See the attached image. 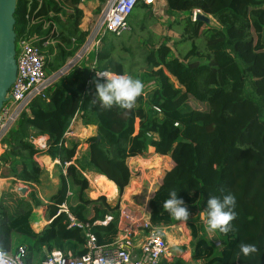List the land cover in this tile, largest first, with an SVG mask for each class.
<instances>
[{
    "label": "trees",
    "instance_id": "16d2710c",
    "mask_svg": "<svg viewBox=\"0 0 264 264\" xmlns=\"http://www.w3.org/2000/svg\"><path fill=\"white\" fill-rule=\"evenodd\" d=\"M164 2L168 16H186L182 36L190 47L183 55L175 56L166 42L146 47L142 66L130 74L111 56L113 44H105L100 51L89 52L92 68L85 56L64 72L46 92V99L32 102L2 139L1 176L30 190L25 197L13 191L1 194L3 253L14 254L24 246L25 264H40L53 250L84 256L83 233L68 229L66 215L58 214L70 186L76 193L69 210L79 221L93 224L113 217L106 226L93 228L98 245L112 243L118 207H111L102 195L113 194V188L91 200L82 173L104 178L121 196L132 179L128 159L151 149L173 164L148 199L152 225L183 222L163 208L169 193L176 191L189 212L186 226L193 262L264 264V0ZM82 4L84 0H16L15 41L37 39L48 76L57 74L85 44L88 32L81 29ZM139 5L151 14L150 8ZM66 8L71 10L68 15ZM194 11L210 17L216 26L192 21ZM198 36L204 40L202 49L194 41ZM95 71L139 79L144 87L134 107H102L94 95L95 83L104 80L97 79ZM151 83L155 87L144 95ZM74 120L96 132L79 157L76 144L69 142L68 147L64 137ZM39 138H45L42 149L35 146ZM35 156L58 160L65 170V174L59 170L57 190L45 205L47 224L38 233L32 226L37 221L35 210L43 203L34 188L41 185L45 170ZM229 193L236 200V216L228 233H212L221 244L216 248L199 212L209 197ZM241 244H255L258 252L245 257ZM164 264L186 263L175 258Z\"/></svg>",
    "mask_w": 264,
    "mask_h": 264
},
{
    "label": "built area",
    "instance_id": "2783aa9c",
    "mask_svg": "<svg viewBox=\"0 0 264 264\" xmlns=\"http://www.w3.org/2000/svg\"><path fill=\"white\" fill-rule=\"evenodd\" d=\"M160 0H105L103 7L98 15L95 25V32L86 40L79 53L97 48L100 39L107 33L119 37L130 31L128 19L133 9L143 4L151 11L156 9ZM162 7V6H160ZM199 11L192 13V21ZM37 39L19 38L15 41V61L16 78L7 94L8 101L0 111V154L5 147L1 141L14 126L17 119L36 99H46V92L52 86L62 73L48 76L45 71V56L36 45ZM88 54V53H87ZM86 54V55H87ZM78 57V60L81 58ZM85 55V56H86ZM96 76V75H95ZM97 79L103 80L102 78ZM157 112V109L154 108ZM75 122V120L72 122ZM71 125V126H72ZM66 135H70L66 133ZM42 149L44 144L35 145ZM59 166L60 163L57 162ZM128 165V163H127ZM129 169V167H128ZM131 177H135L138 171L129 169ZM63 174L65 172L63 171ZM83 178L90 184V179L94 176L82 173ZM89 176V178H88ZM92 177V178H91ZM161 178V177H160ZM159 178V180H160ZM159 180L154 182L155 189L159 185ZM153 184L149 185V191L152 192ZM155 191V190H154ZM153 193V192H152ZM71 192H67V199ZM106 196V195H105ZM108 200V197H106ZM109 203V201H108ZM126 201L115 204L109 203L111 207H118L117 235L109 245H98L97 239L93 233V228L106 226L113 221V217H105L103 221H97L93 224L79 221L69 210L66 202L59 207L58 214L66 215L68 229L80 230L86 241V253L80 258H75L71 253H63L59 250H53L46 254L45 259L40 264H164L171 263L169 259V247L162 231L166 229L163 226H154L150 221L149 210L144 207L136 206L132 208L125 206ZM212 235V234H211ZM207 236L212 244L219 248L220 242L212 235ZM27 251L24 246L19 247L14 254H5L0 251V264H25ZM238 264V263H236Z\"/></svg>",
    "mask_w": 264,
    "mask_h": 264
},
{
    "label": "rangeland",
    "instance_id": "374dc122",
    "mask_svg": "<svg viewBox=\"0 0 264 264\" xmlns=\"http://www.w3.org/2000/svg\"><path fill=\"white\" fill-rule=\"evenodd\" d=\"M92 2V1H89ZM96 3V2H95ZM83 6V10H87L86 17H85V12L83 11V17L81 20V29H84L85 31L88 32V36L86 40L91 37V34L95 32V25L97 22L98 15L100 14V10L103 7L102 4L97 2L96 6L93 5L92 3L86 4ZM162 6V7H160ZM89 7V9H88ZM99 9V10H98ZM65 11L67 12V15L71 13V10L66 8ZM88 12L91 13V16H88ZM201 14V13H198ZM88 17V18H87ZM208 17V16H207ZM86 18V20H85ZM186 16L184 14H177L173 17L168 16L166 14V5L164 0H160L159 4H157L156 9L151 11V14H148L146 10H143L140 5H137L128 19V24L130 26V31L122 34L119 37H115L114 35L107 33L105 36H103L100 39L99 45L97 48H92L93 50L90 49L87 53L85 52L83 55H81V58L77 61V63L85 57L86 62L88 55L90 54L89 52H98L100 51L101 47L104 46L105 44L107 45L108 43L113 44V48L110 50L111 56L115 58L117 61H121L122 65L124 66V69L129 72L130 74H136L139 70V68L142 66L143 62V50L146 49V47L150 48L153 46H157L162 42H166L167 45L172 49L173 53L175 56L180 57L183 55L190 47V41H186L185 37H183V29H184V22H185ZM209 19V25L212 27H215V23L212 21L210 17ZM85 20V21H84ZM204 27H202L203 29ZM195 44L202 49L204 46V40L200 36H198L197 39L194 40ZM86 42V41H85ZM83 47V46H82ZM81 47V49H82ZM80 49V50H81ZM80 50L75 54L74 57H77L78 53ZM73 60V58L68 59L66 63L70 62ZM76 60V58H75ZM74 64V62H73ZM87 65L92 68L91 62H87ZM74 66V65H73ZM155 86L151 83L148 84L145 87V90L143 94H147L149 91H151ZM78 122V123H77ZM139 127V122H135V130L137 131ZM96 132L94 127H84L81 122L75 121L73 127H72V135H65V139L67 141V146L69 147V142L76 144L77 146V154L76 156L79 157L85 151L88 147V139L95 137ZM35 145L39 146V144L35 143ZM41 145V144H40ZM141 158L146 159L148 155H140ZM40 161V159H39ZM167 168H170L171 162L166 161ZM149 165L146 164V166H142V169L148 167ZM160 167V166H159ZM163 171V170H162ZM165 170L163 171L162 175L164 174ZM50 173V174H49ZM58 173L59 171L53 170L49 172L44 173L41 181V185L35 187V191L37 193V198L40 199V201L43 203V206L38 208L37 214L35 219L38 220H44L45 219V210H46V203L47 200L56 192L57 187H58ZM92 176L95 177V179H90L91 182L89 184V190L87 191V197L89 199H95L99 196L102 195V192L100 191V186L102 188H106L107 186H110L115 189L113 185L110 183L106 182V180L102 177L95 176L91 174ZM151 176L153 178L151 179ZM162 177V176H161ZM89 178V176H88ZM92 178V177H91ZM160 178V171L155 172L154 175L147 173L145 177L144 187L145 189L147 186L153 184V190L155 189V184L154 182L156 180H159ZM2 178L0 177V193L2 191H14L17 193L19 196H25L21 192L26 189V193H28L27 186L22 185L21 183H15V182H3L1 180ZM148 179V180H147ZM151 179V180H150ZM101 184V185H100ZM142 184V183H141ZM68 189L69 192H71V196L67 199V205L68 207L74 206L75 204V193L76 189L73 187H69ZM99 191V192H98ZM98 192V194H97ZM151 192V193H152ZM97 195V196H96ZM106 195V196H105ZM104 196L105 198L108 197V201L111 204H114L115 201L117 200L120 202L118 199V196L116 192L114 191L113 194L107 193ZM107 199V198H106ZM115 199V200H114ZM129 201L132 202L134 206H141L143 207L144 202H145V190L140 196H132L131 198L129 197ZM129 204V203H128ZM128 204H125L127 207ZM44 218V219H43ZM36 221V222H37ZM39 222V221H38ZM45 223V220H44ZM168 237H169V252L170 253H177L180 252L184 254L186 251L189 249V243L187 242L186 239V234L189 236L188 230L185 228L182 230L181 233L177 232L175 228H169L168 230ZM207 233H209L207 231ZM212 234V233H211ZM213 235V234H212ZM190 240V237H189ZM181 249V250H180ZM190 250V249H189ZM188 264H197V263H191L188 262Z\"/></svg>",
    "mask_w": 264,
    "mask_h": 264
},
{
    "label": "clouds",
    "instance_id": "9594fccd",
    "mask_svg": "<svg viewBox=\"0 0 264 264\" xmlns=\"http://www.w3.org/2000/svg\"><path fill=\"white\" fill-rule=\"evenodd\" d=\"M95 75L104 80L103 83H95L94 95L104 108L118 105L123 109H132L137 98L142 94L144 85L139 79L110 72L95 71ZM177 194L176 191H171L169 198L163 202V208L175 219L186 223L189 219V212ZM235 204V197L231 193L223 195L222 198L212 196L207 199L206 207L199 212V216L209 233L217 231L228 233L231 230V222L236 216ZM257 252L258 249L255 244L240 245V253L245 257Z\"/></svg>",
    "mask_w": 264,
    "mask_h": 264
},
{
    "label": "crops",
    "instance_id": "0c3cea01",
    "mask_svg": "<svg viewBox=\"0 0 264 264\" xmlns=\"http://www.w3.org/2000/svg\"><path fill=\"white\" fill-rule=\"evenodd\" d=\"M89 1H92V2H89ZM96 2V3H95ZM97 2H98V0H84V3H86V4H88L89 5V3H92L93 5H95L96 6V4H97ZM85 4H82L81 5V8H83V6H84ZM88 9H89V7H88ZM85 13V17H86V13H87V10L85 11V10H83ZM89 14H88V16H91V13L90 12H88ZM88 18V17H87ZM85 20H86V18H85ZM84 20V21H85ZM84 30V29H83ZM80 55V54H79ZM79 57V56H78ZM77 60V59H76ZM76 60H74L73 62H74V65L77 63V61ZM171 81H173L172 80V78H171ZM77 121V120H76ZM75 123V122H74ZM74 123H73V125H74ZM78 123V122H77ZM73 125L69 128V131H68V134H70L69 136H71L72 135V127H73ZM35 143H37V144H44L45 143V138H39ZM146 155H148L147 156V158L146 159H144V158H141V156H134V157H130L129 159H128V161H127V163H128V167H129V169H131V170H134V171H138L139 173L138 174H136V176L135 177H133L132 179H131V181H130V184H129V186H128V188H126L125 189V191H124V193L121 195V196H119L118 194H117V192H116V190L113 188V191H115L116 192V194H117V196H118V199L120 200V202L121 201H126V203L128 204L129 203V206L130 207H132V208H135L136 206H134L133 204H132V202H130L129 201V197L131 198L132 196H140V194H142L143 192H144V190H145V202H144V207H146L147 209H148V206H147V203H148V199H149V197H150V195L152 194L150 191H149V186H147V188L145 189V187H144V183H143V181H145V177H146V175H147V173H150V174H152V175H154V173L155 172H158L159 173V171H160V177L162 176V173H163V171L165 170V171H167V170H169L171 167H172V162H171V160L168 158V157H166V156H158V155H155V154H153V151L151 150V149H149L148 150V152H147V154ZM35 161L39 164V166L41 167V168H43L44 170H45V172H47V170L49 171V172H51V171H53V170H60V165L58 166L57 165V162H59L58 160H53V161H51L48 157H44V156H35ZM39 159H40V161H39ZM170 161L171 162V165H170V168L168 169L167 168V165H166V161ZM146 164L147 165H149L148 167H146V168H144V169H142V166L144 165V166H146ZM160 166V167H159ZM62 169V171H64L65 172V170L63 169V168H61ZM163 170V171H162ZM1 172H2V170H0V177L2 178L1 180L3 181V182H15L14 181V179L13 178H5V177H2L1 176ZM50 174V173H49ZM59 174V173H58ZM153 178V176H151V179ZM150 179V180H151ZM148 180V179H147ZM15 183H19V182H15ZM142 183V184H141ZM101 185V184H100ZM105 188H102V186H100V191L101 192H103V191H108V192H110L111 191V187L110 186H107L106 187V189L104 190ZM27 190H28V193H29V189L27 188ZM8 191V190H7ZM12 191V190H11ZM3 192H6V191H2L1 193H0V197H1V194L3 193ZM14 192V191H13ZM28 193H24L23 195H27ZM25 195V196H26ZM25 196H23V197H25ZM49 200V199H48ZM47 200V201H48ZM115 200V199H114ZM117 201V200H116ZM116 201H115V203H116ZM119 202V203H120ZM114 203V204H115ZM44 219V218H43ZM45 220V219H44ZM44 220H38L37 222H36V224L34 225L33 224V226H32V229H33V231L34 232H36V233H38V232H40L43 228H44V226L47 224V222L45 221V223H44ZM204 224V223H203ZM169 228H175L176 230H177V232H179V233H181L182 232V230H184L185 228L187 229V226H186V223L185 222H181V223H178V224H176V225H174V226H170V227H166V229L165 230H163L162 231V235L164 234V237L166 238V241L168 242V244H169V237H168V229ZM188 230V229H187ZM188 232H189V230H188ZM206 233H207V230H206ZM211 235V233H208V236H210ZM212 236V235H211ZM189 237H190V232H189V236H188V234H186V239H187V242L188 243H190V240H191V237H190V240H189ZM168 247H169V245H168ZM190 249V248H189ZM188 249V251H186L184 254H182L181 253V251L180 252H177V253H170L169 252V259L171 260V262L175 259V258H180V259H182L186 264H188V262H191V263H197V264H202V263H200V262H193L192 260H191V255H190V250ZM181 250V249H180Z\"/></svg>",
    "mask_w": 264,
    "mask_h": 264
},
{
    "label": "water",
    "instance_id": "95a60500",
    "mask_svg": "<svg viewBox=\"0 0 264 264\" xmlns=\"http://www.w3.org/2000/svg\"><path fill=\"white\" fill-rule=\"evenodd\" d=\"M15 9L16 0H0V111L2 110L4 104L8 101L7 94L16 78V39L14 32ZM195 21L209 24L208 17L203 14H197L195 16ZM79 54L81 53H78L77 57H73V60L66 63L59 72L63 74L68 71L74 65L73 61L75 58L78 60V56H80ZM25 191L26 189H24L21 193L24 194Z\"/></svg>",
    "mask_w": 264,
    "mask_h": 264
},
{
    "label": "bare ground",
    "instance_id": "6f19581e",
    "mask_svg": "<svg viewBox=\"0 0 264 264\" xmlns=\"http://www.w3.org/2000/svg\"><path fill=\"white\" fill-rule=\"evenodd\" d=\"M34 224H36V223H34Z\"/></svg>",
    "mask_w": 264,
    "mask_h": 264
}]
</instances>
